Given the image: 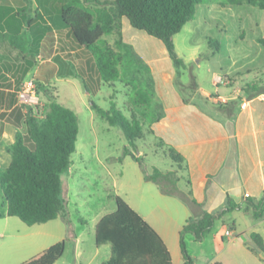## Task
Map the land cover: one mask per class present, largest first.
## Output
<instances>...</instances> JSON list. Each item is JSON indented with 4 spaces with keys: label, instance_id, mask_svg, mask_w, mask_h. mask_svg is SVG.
<instances>
[{
    "label": "rangeland",
    "instance_id": "obj_1",
    "mask_svg": "<svg viewBox=\"0 0 264 264\" xmlns=\"http://www.w3.org/2000/svg\"><path fill=\"white\" fill-rule=\"evenodd\" d=\"M85 3L92 8L97 6L94 2ZM260 14L261 10L248 4L247 0L239 5L226 4V0H205L197 6L193 20L187 22L173 37L175 51L184 61L177 81L185 95L191 94V89H198L195 75L199 86L206 90L198 92L197 98L200 101L203 99L199 95L209 100L214 95L217 96L218 88L220 90L224 86L229 87L228 93L234 99L264 89V46L258 42L260 32L257 25ZM57 17H46V23L49 21L52 29L59 26ZM52 29L47 32L43 47L36 55L37 72L33 77L28 76L18 87L15 107L0 109V166L5 167L10 162L7 146L14 140L16 130H25L24 114L27 106L19 101L18 92L23 88L34 90L38 101L31 107L38 115L43 105L49 101L55 99L62 102L76 113L79 130L75 150L70 156L71 164L61 174V195L65 201L63 218L67 222L64 220L65 256L59 264H72L69 232L78 229L81 223L85 231L86 260L92 258L98 261L105 258L104 252L109 244L101 245L100 254L96 256L92 224L95 218L115 209L116 195L146 216L154 228L162 233L171 251L173 263L183 264L179 231L185 220L195 216L196 212L183 195L189 188L185 171L178 168L166 155L165 146L160 144L156 136L147 133V128H144V137L137 141L140 163L124 154V148H132L122 131L97 114L90 103L93 101L102 108H108L113 100L129 116L132 107L129 103L130 87L121 80L103 82L104 86H99L96 93L87 94L85 78L80 75L85 67L77 63L73 54L69 56L74 61L72 67L64 62H56L60 68L54 66L55 38ZM134 30L138 44L154 50L158 46L163 47L159 39L142 30ZM114 37L115 35H107L104 38L109 42ZM3 45V41H0V54L4 52ZM192 46L198 49L199 55H192V50L189 49ZM62 55L69 58L66 53ZM91 61L94 65L93 58ZM167 62L171 65L169 58ZM140 72H143V68ZM62 73L72 74L74 83L59 80ZM214 74L216 77L220 76L222 81L215 80L213 83ZM216 98V104L222 105L224 99ZM0 218L7 220L8 228L14 235L23 236V228L27 224L16 216L6 214L1 193ZM61 218L59 216L56 220L42 223L44 228L41 231H55ZM257 221L258 219L251 217L250 211L234 209L217 219L211 231L201 241L194 240L190 232L185 233L186 250L193 264H264L262 252L253 247L248 237L252 231L264 234L262 225ZM226 230L230 233L226 234ZM21 238L15 243L25 241V237Z\"/></svg>",
    "mask_w": 264,
    "mask_h": 264
},
{
    "label": "trees",
    "instance_id": "obj_2",
    "mask_svg": "<svg viewBox=\"0 0 264 264\" xmlns=\"http://www.w3.org/2000/svg\"><path fill=\"white\" fill-rule=\"evenodd\" d=\"M85 1L94 2L97 6L92 8ZM243 1L226 0V4L239 5ZM44 2L45 12L50 14L56 11L61 21L68 26L73 43L88 51L94 60L92 71H95L97 78L91 75L89 80L84 79L87 93H96L101 81L113 83L121 80L130 87L129 103L132 107L129 116L113 100L107 109L93 101L90 103L96 113L110 125L120 128L132 148H124V154L140 163L137 141L144 137V128H147V133L156 136L160 144L165 146L166 155L187 175L184 157L174 147L165 144L151 128V123L164 116L163 105L155 94L150 68L132 46L123 41L120 20L122 17L127 18L133 28L162 42L175 69L174 81L182 92L177 76L184 61L175 51L173 37L187 22L193 20L197 6L205 0ZM247 2L264 9L263 0ZM29 3L13 9L4 0H0V33L9 46L23 55L34 57L32 48L41 40L44 31L38 29L36 34L31 33L30 24L33 19L30 17ZM107 35H115L112 44L104 38ZM258 42L264 46V40L260 37ZM31 65L32 62L29 63ZM141 68L143 72H140ZM187 100L183 96V101ZM24 122L25 130L17 129L14 140L7 146L11 159L6 167H0V193L8 216H16L25 224L33 225L64 216L61 174L71 164L70 156L75 150L79 126L76 113L55 99L44 104L39 115L34 113L31 106H27ZM186 184L189 188L183 195L189 205L197 204L188 176ZM115 204V209L101 216L95 225V244L110 245V256L99 264H173L170 251L160 234L122 197L116 195ZM234 209L250 211L253 219H260L264 212V195L256 200L245 194L239 201L227 195L223 207L217 211L202 210L188 217L179 231L183 264H193L186 250L185 233L190 232L194 240L201 241L217 219ZM248 237L253 247L264 254L262 236L258 232H251ZM64 250L65 239H62L19 264H53Z\"/></svg>",
    "mask_w": 264,
    "mask_h": 264
},
{
    "label": "crops",
    "instance_id": "obj_3",
    "mask_svg": "<svg viewBox=\"0 0 264 264\" xmlns=\"http://www.w3.org/2000/svg\"><path fill=\"white\" fill-rule=\"evenodd\" d=\"M4 1L13 9H19L30 2L29 13L33 19L30 24V31L36 34L39 29L44 33L41 40L32 48L34 57L27 54L23 55L9 46L6 38L0 33V41H3L5 47L4 52L0 54V100L2 101L0 109L15 107L18 87L28 76L33 77L37 72L36 55L43 47L47 32L52 29L49 21L46 23L48 16L57 15L59 20V26L52 29L55 38L53 44L54 66L60 68L56 62H64V64L72 67L74 61L69 56L73 54L72 56L77 63L85 67L81 75L88 80L91 75L94 79L97 78L95 71H92L94 65L91 61V54L83 47H78L73 43L68 26L61 21L56 11L50 14L45 12L43 6L45 0ZM34 4L35 7H33ZM259 9L261 14L257 25L260 38L264 40V9ZM35 10L38 12L37 14ZM35 15L38 16L34 18ZM120 24L123 41L130 44L150 68L155 94L161 100L164 110V116L151 123V128L157 136L164 140L165 144L174 147L184 157L192 195L197 201V204L189 205L196 211L195 215L202 210L217 211L223 207L227 195L237 201L245 194L259 200L264 195V89L234 99L230 92L228 93L229 87L224 86L223 89L219 90L218 88L216 90L217 96L214 95L209 100L205 96L199 95L203 99L200 101L197 94L202 88L197 82V75H195L198 89L189 95L182 94L174 81L175 69L172 61L171 65L167 62L169 57L164 45L163 47L158 46L157 50H154L151 47L138 44L137 33L127 18L122 17ZM114 39L115 37L109 42L111 43ZM189 49L192 50V55H199L198 49L193 46ZM63 53H66L69 58H64ZM199 61L197 60V62ZM30 62H32L31 66H29ZM71 75L62 73L59 80L65 79L74 83ZM215 75L213 76V83L216 80ZM99 86L100 88L104 86L102 81ZM183 96L188 99L186 102L183 101ZM216 97L224 99L222 105L216 104ZM134 210L154 228L144 214L137 209ZM99 218H95L92 224L94 240L95 225ZM0 220V264H19L66 237L65 219L63 217L55 231L42 232L44 226L41 225L42 223H37L23 228V236L14 235L8 228L7 220L1 218ZM257 222L264 229V212ZM81 224L80 229L69 232L72 264H99L110 256V245L104 252L105 258L103 260L95 261L92 258L86 260V240L83 236L85 231L82 228L83 223ZM154 229L168 247L162 233L156 228ZM258 233L264 242V234ZM21 237H25V241L15 243L22 240ZM100 248L101 245L95 244L96 256L100 254ZM65 250L53 264L63 262Z\"/></svg>",
    "mask_w": 264,
    "mask_h": 264
},
{
    "label": "built area",
    "instance_id": "obj_4",
    "mask_svg": "<svg viewBox=\"0 0 264 264\" xmlns=\"http://www.w3.org/2000/svg\"><path fill=\"white\" fill-rule=\"evenodd\" d=\"M217 82H221L222 78L220 76L216 77ZM18 99L21 101L25 106H32L37 103L38 97L36 96L34 90L32 88H23L18 92ZM226 234H229L230 231L226 230Z\"/></svg>",
    "mask_w": 264,
    "mask_h": 264
}]
</instances>
